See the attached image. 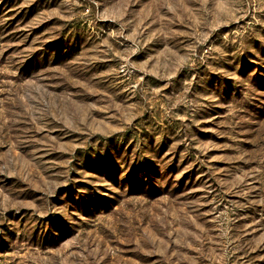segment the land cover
Instances as JSON below:
<instances>
[{
  "label": "rangeland",
  "instance_id": "rangeland-1",
  "mask_svg": "<svg viewBox=\"0 0 264 264\" xmlns=\"http://www.w3.org/2000/svg\"><path fill=\"white\" fill-rule=\"evenodd\" d=\"M0 264H264V0H0Z\"/></svg>",
  "mask_w": 264,
  "mask_h": 264
}]
</instances>
